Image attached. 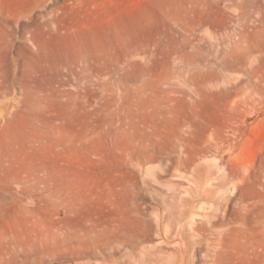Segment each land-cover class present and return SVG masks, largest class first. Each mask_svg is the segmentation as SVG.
Returning <instances> with one entry per match:
<instances>
[{
    "label": "rangeland",
    "instance_id": "rangeland-1",
    "mask_svg": "<svg viewBox=\"0 0 264 264\" xmlns=\"http://www.w3.org/2000/svg\"><path fill=\"white\" fill-rule=\"evenodd\" d=\"M132 144L197 259L264 243V0H0V264L128 262Z\"/></svg>",
    "mask_w": 264,
    "mask_h": 264
},
{
    "label": "bare ground",
    "instance_id": "bare-ground-1",
    "mask_svg": "<svg viewBox=\"0 0 264 264\" xmlns=\"http://www.w3.org/2000/svg\"><path fill=\"white\" fill-rule=\"evenodd\" d=\"M139 146L140 145L132 144L128 148L129 153L126 155L125 159V166L132 174V177L135 178V182L131 181L125 189L122 188L123 190H116L113 187H110L109 190L110 203H113L118 196L125 192L131 194L132 201L128 207L129 209L123 210L122 213L130 214L129 216L132 217V221L127 225L129 229L142 226V231L138 233L137 238L131 243L132 252L129 253L128 262L118 263L201 264L200 262L202 261V264H218L217 248L212 244H209L206 252L201 255L202 258L197 259V254L204 241L197 227L201 226L203 221H197L192 217L187 225L182 224L185 218L184 204H182L184 201L178 203L176 206L167 205L164 211L151 205L147 206L146 210L141 208L140 204L137 202V198L145 195L148 189L143 191L138 189L139 172L142 170L141 161H136ZM153 171H155L153 168L147 167L145 169V176H148ZM240 178L241 177L238 176L234 184V198L237 201L240 200L242 191V186L239 182ZM158 195L159 194L156 192L150 193L152 204H159L162 201ZM163 203L167 204L165 201ZM246 208L247 205H245V209ZM149 209L150 211H148ZM125 222H127V219ZM236 224L237 232H239V220H237ZM122 229L123 224L108 225L106 229V246L109 251L113 250V245L115 243L121 242L120 237ZM135 230L138 231L136 228ZM262 232L264 233V220L262 221ZM214 243L215 242H213V244ZM237 243L238 246L234 253L233 264H253V257L261 258L264 254V243L261 241L255 243L251 238L246 237L243 246H240L239 240H237Z\"/></svg>",
    "mask_w": 264,
    "mask_h": 264
}]
</instances>
